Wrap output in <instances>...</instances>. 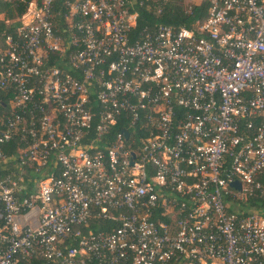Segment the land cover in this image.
<instances>
[{"label": "built area", "instance_id": "2783aa9c", "mask_svg": "<svg viewBox=\"0 0 264 264\" xmlns=\"http://www.w3.org/2000/svg\"><path fill=\"white\" fill-rule=\"evenodd\" d=\"M152 2L0 32V264H264V0L135 33Z\"/></svg>", "mask_w": 264, "mask_h": 264}, {"label": "trees", "instance_id": "16d2710c", "mask_svg": "<svg viewBox=\"0 0 264 264\" xmlns=\"http://www.w3.org/2000/svg\"><path fill=\"white\" fill-rule=\"evenodd\" d=\"M27 3L28 0H10L9 2L0 0V14H2V17H0V32H11L12 26L17 24L16 20L25 11ZM158 6L161 7V13L156 15L155 11ZM206 7L207 5L204 2H198L193 3L190 10H186V8L181 5V0H167L164 6H161L157 0H153L148 10H138V17L134 24L133 31L136 33L142 28H151L156 24H163L174 28L188 27L193 21L197 19L200 20L205 16ZM11 19L12 22L10 26H7V20ZM100 229L105 230V225L100 226ZM30 264L49 263L40 259L32 260Z\"/></svg>", "mask_w": 264, "mask_h": 264}, {"label": "rangeland", "instance_id": "374dc122", "mask_svg": "<svg viewBox=\"0 0 264 264\" xmlns=\"http://www.w3.org/2000/svg\"><path fill=\"white\" fill-rule=\"evenodd\" d=\"M3 2H9L10 0H2ZM194 3H198V0H194ZM181 5L183 6V7H185L186 8V10L188 9V7L190 6L191 7V5L192 4H189L186 0H184V2H183V0H181ZM0 17H2V14H0ZM7 22L8 23H11L12 22V19L11 20H7ZM264 209V208H263Z\"/></svg>", "mask_w": 264, "mask_h": 264}, {"label": "water", "instance_id": "95a60500", "mask_svg": "<svg viewBox=\"0 0 264 264\" xmlns=\"http://www.w3.org/2000/svg\"><path fill=\"white\" fill-rule=\"evenodd\" d=\"M123 136H124V137H126V136H127L126 132H123ZM231 186H235V187H237L238 185H237V183H236V182H233V183L231 184Z\"/></svg>", "mask_w": 264, "mask_h": 264}]
</instances>
